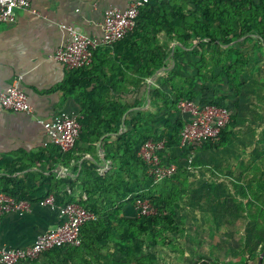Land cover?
<instances>
[{
    "label": "crops",
    "instance_id": "0c3cea01",
    "mask_svg": "<svg viewBox=\"0 0 264 264\" xmlns=\"http://www.w3.org/2000/svg\"><path fill=\"white\" fill-rule=\"evenodd\" d=\"M133 1L32 0L31 8L38 13L31 9H17L15 20L0 21V91L18 81L33 108L31 114L0 113V191L25 196L33 203L31 211L23 215L0 214V248H27L41 234L61 224L55 208L40 204L47 196L90 200L87 184H83V167L100 176L112 171L111 154L116 151V140L130 130L131 124L134 126L141 111L146 113L145 117L155 118L157 134L169 133L165 122L172 121L177 113L158 111L152 103L151 93L154 89L164 88L163 82L173 70L193 74L187 61H196L197 58L187 53L180 56L176 51L180 43L166 31H158L152 39L155 44L165 47L163 66L147 79L141 91L134 85L139 62L134 63V57H129L135 53L131 41L140 40L127 38L114 46L99 49L93 65L83 70L68 69L54 57L69 39V33L62 25L75 27L88 36L101 37L105 11L112 7L125 9ZM182 1L159 0V3ZM193 42L196 45L197 41ZM91 98L96 102L92 103ZM125 106L128 108L123 111ZM63 110L76 111L81 117L87 116L92 124H100L91 127L93 130L81 136L68 152L47 144V135L39 122L50 120ZM120 110L123 113L118 119V131L108 132L105 124L116 121ZM101 152L108 164L101 159ZM94 197L98 201L93 199V203L102 204V207L110 201L102 199L100 191ZM113 207H107L103 215L111 213L117 206ZM118 213L113 217L138 216L135 207L127 201ZM176 214L175 218L181 222L180 231L169 234L180 249L170 250L167 248L170 245L161 243L158 248L164 250L160 252L155 247V259L145 264H264V243L260 242L252 249H249L251 244L246 246L251 242V229L246 227L249 212L229 208ZM128 230L131 231L114 224L106 230L95 228L89 231L84 237L86 247L75 259L76 264H85L84 260H87L86 264H142L141 258L147 253L148 243L144 244L142 252L133 254L124 242ZM68 260L73 264V260ZM50 262L51 258L42 254L33 262L19 264Z\"/></svg>",
    "mask_w": 264,
    "mask_h": 264
},
{
    "label": "trees",
    "instance_id": "16d2710c",
    "mask_svg": "<svg viewBox=\"0 0 264 264\" xmlns=\"http://www.w3.org/2000/svg\"><path fill=\"white\" fill-rule=\"evenodd\" d=\"M182 2L173 4L168 2L160 5L159 0H151L141 11L134 29L123 39L140 40L130 43L134 46L135 53H133L134 56L131 54L129 57H134V63L138 61L140 66L134 85L141 91L147 79L163 66L166 56L165 47L155 44L152 39L157 36L158 31L164 30L167 35L172 36L180 43L181 46L176 49L178 53L180 52V56L187 53L195 56L197 60L187 61V64L193 69V74L173 70L167 80L163 82L164 88L152 91L153 105L157 107L158 111L172 110L178 114L180 100L209 102L219 107H226L222 98L209 101L202 100L200 97L206 95L212 86L226 87L234 97L241 95L246 69L251 62V52L243 46L249 44L250 41L255 42L253 53L264 48V0H183ZM193 41H197L196 45L193 44ZM183 48L192 49L185 51ZM125 78L127 79L126 75ZM91 99L92 103L96 102L94 98ZM143 101L142 98L139 102L141 106ZM127 108L125 106L123 111H126ZM122 113L120 110L116 121L105 124L108 132L116 133L118 131L120 125L118 119H121ZM145 114L141 111L134 126L131 124L130 130L117 138L116 151L111 154L114 164L112 171L106 176H100L97 172L83 167V184H87L86 189L92 197L90 200L78 201L71 198L64 200L56 197L57 204L79 203L92 212L96 218L83 225L80 246L65 245L43 253L51 258L50 264H70L68 258L73 260V264H76L75 259L86 247L85 234L87 235L95 228L106 230L112 228L114 224H118L131 229L126 233L124 242L129 245L128 248L133 254L142 252L144 244L148 243L147 253L141 258L142 264L155 259L152 249L161 244L158 240L159 236L164 235V232L178 233L180 231L181 222L175 218L173 209H180L181 191L187 189L189 185L185 169L181 168L179 163V157L188 156L190 153V150L179 148L180 134L186 120L181 117V120L179 118L168 120L165 124L169 133L159 135L155 129V118L145 117ZM236 122L237 117L230 116V122L222 129L220 139L217 142H206L199 148L206 150L217 148L220 145L226 146L234 134ZM80 123L82 130L79 138L93 130L91 127L100 125L92 124L84 115L81 117ZM164 138L167 143L162 156L169 162H176L178 171L172 177L156 182L148 175L147 165L139 156V152L148 140L156 141ZM58 149L63 152L60 148ZM121 151L122 154H120ZM170 151L177 153V156L169 158L167 155L170 154ZM139 170L143 171L144 176L149 177L150 180L143 183L140 179L141 175H138ZM89 181H91L90 186ZM99 191L102 199L110 200L103 207L102 204L100 206L97 202L93 203L94 195ZM256 194L255 196H259V193ZM262 194L264 193L262 192ZM9 195L17 200L27 199L25 196H17L14 193ZM138 198L150 200L156 212L149 216H137L136 218L113 217L114 214H119L118 212L121 211L126 201L135 207ZM95 201H98L97 198ZM248 203L249 208L252 207L250 210L253 219L250 220V223L255 225L259 219L264 221V213H262L264 212V201ZM110 206L117 207L111 213L103 215L106 208ZM131 252L128 253L131 254ZM84 262L86 264L87 260Z\"/></svg>",
    "mask_w": 264,
    "mask_h": 264
},
{
    "label": "built area",
    "instance_id": "2783aa9c",
    "mask_svg": "<svg viewBox=\"0 0 264 264\" xmlns=\"http://www.w3.org/2000/svg\"><path fill=\"white\" fill-rule=\"evenodd\" d=\"M151 0H134L129 7L121 9L112 7L105 11L103 34L101 37L88 36L72 26L62 25L69 33V39L56 52L55 58L68 69L76 70L91 67L95 53L99 48L111 47L122 41L135 27L141 11ZM32 0H0V21L15 20L17 9H32ZM180 116L186 124L180 134L179 148L190 150V160L194 152L206 142H217L220 133L230 122V113L226 107H219L209 102L180 100ZM13 111L31 114L32 105L27 92L17 81L5 91H0V113ZM81 115L76 111L63 110L50 120H39L48 138L47 144L60 148L63 152L71 151L78 141L82 125ZM166 138L148 140L139 152L147 165V173L156 182L172 177L178 171L176 162H169L162 156L166 150ZM58 211L61 224L41 234L27 248H0V264H19L23 261H34L43 253L65 245L82 244L81 229L95 215L79 203L57 204L53 195L40 202ZM33 203L27 199L17 200L0 191V214L30 212ZM138 216H149L156 212L150 200L138 198L135 204Z\"/></svg>",
    "mask_w": 264,
    "mask_h": 264
},
{
    "label": "rangeland",
    "instance_id": "374dc122",
    "mask_svg": "<svg viewBox=\"0 0 264 264\" xmlns=\"http://www.w3.org/2000/svg\"><path fill=\"white\" fill-rule=\"evenodd\" d=\"M254 46L255 42L252 41L243 46L251 52V62L246 69L244 86L239 97H234L228 88L220 86L210 87L208 93L200 97L209 101L222 98L230 116L237 117L236 128L226 146L220 145L206 150L198 148L192 160L189 159L190 156L179 157L189 185L181 191L180 209H173L174 213H177L176 216L185 211L229 208L249 212V220H246L247 230L251 229V242L246 243L247 247L251 244L249 249L260 242L264 243V221L259 219L255 225L251 224L252 207L248 206V202L264 201V48L253 53ZM180 117L177 113L173 120H181ZM169 153V158L177 156V153L172 151ZM139 174L143 183L150 180L144 176L143 171L139 170ZM256 193H259V196H255ZM170 236L172 235L164 232L158 240L165 246L170 245L171 247L167 246L170 250H179ZM158 246L157 250H164Z\"/></svg>",
    "mask_w": 264,
    "mask_h": 264
},
{
    "label": "water",
    "instance_id": "95a60500",
    "mask_svg": "<svg viewBox=\"0 0 264 264\" xmlns=\"http://www.w3.org/2000/svg\"><path fill=\"white\" fill-rule=\"evenodd\" d=\"M101 159L108 164V160L105 158L103 152H101Z\"/></svg>",
    "mask_w": 264,
    "mask_h": 264
}]
</instances>
